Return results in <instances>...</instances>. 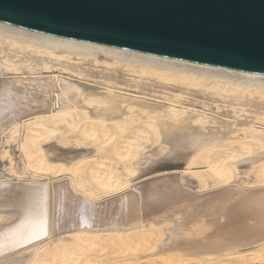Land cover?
<instances>
[{
    "label": "bare ground",
    "instance_id": "obj_1",
    "mask_svg": "<svg viewBox=\"0 0 264 264\" xmlns=\"http://www.w3.org/2000/svg\"><path fill=\"white\" fill-rule=\"evenodd\" d=\"M0 233V264H264V74L0 24Z\"/></svg>",
    "mask_w": 264,
    "mask_h": 264
},
{
    "label": "water",
    "instance_id": "obj_2",
    "mask_svg": "<svg viewBox=\"0 0 264 264\" xmlns=\"http://www.w3.org/2000/svg\"><path fill=\"white\" fill-rule=\"evenodd\" d=\"M0 24L264 74V0H0Z\"/></svg>",
    "mask_w": 264,
    "mask_h": 264
},
{
    "label": "snow or ice",
    "instance_id": "obj_3",
    "mask_svg": "<svg viewBox=\"0 0 264 264\" xmlns=\"http://www.w3.org/2000/svg\"><path fill=\"white\" fill-rule=\"evenodd\" d=\"M38 200L41 204H43L44 200L46 197L40 195L37 193ZM48 231V220H47V215L46 213L41 216V218L38 221V232L42 236H46ZM35 238H40V235H37ZM4 247V242H3V233H0V250H2Z\"/></svg>",
    "mask_w": 264,
    "mask_h": 264
},
{
    "label": "rangeland",
    "instance_id": "obj_4",
    "mask_svg": "<svg viewBox=\"0 0 264 264\" xmlns=\"http://www.w3.org/2000/svg\"><path fill=\"white\" fill-rule=\"evenodd\" d=\"M61 75L65 76V77H68V78H73V79H77L78 78L71 72H62ZM94 81H95V79L93 81H87V82H89L91 84H95Z\"/></svg>",
    "mask_w": 264,
    "mask_h": 264
}]
</instances>
